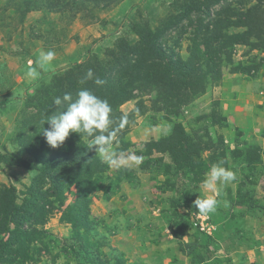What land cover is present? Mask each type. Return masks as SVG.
Masks as SVG:
<instances>
[{"label": "rangeland", "instance_id": "obj_1", "mask_svg": "<svg viewBox=\"0 0 264 264\" xmlns=\"http://www.w3.org/2000/svg\"><path fill=\"white\" fill-rule=\"evenodd\" d=\"M172 2L173 0H62L54 5L48 0H0V153L21 155L22 161L32 164L34 158H29V151L34 150L38 152V156H44L51 150L41 137H35L39 134L36 133L39 128L36 124L40 118L33 116L36 109L31 106L34 103L29 97L34 96L42 82H31L25 76L29 62L35 67V61L41 52L55 53L51 67L43 70V80H49L55 72L62 73L73 65L80 64L89 53L94 54L102 63L111 59L108 70L112 71L113 59L107 50L115 47L118 38H123L136 48V38L126 33L121 26L130 8H135L133 18L147 20L156 27L172 12ZM180 2L183 9L188 7V0ZM254 3L251 0L246 6ZM221 4L209 7V10L204 8V12H209L214 19ZM237 9L240 11L241 6ZM199 35L195 24L190 25L187 20H183L177 29L170 30L166 35L168 52L185 59ZM232 55L234 65L256 66L257 69L249 73L231 74L230 67L223 62L220 67L221 81L213 85L207 83L205 94L186 107V117L174 118L170 114L169 111L174 107L167 105L164 95L156 90L159 88L157 72L152 73L149 89L136 90L134 93L138 99L119 107L126 115L135 108L138 101L145 113L136 115L134 123L129 126V132L124 138V143L130 144L126 152L117 153L118 143H112V151L118 158L116 164L105 161L98 153L97 155L107 165L106 175L115 174L117 167L125 166L136 172L139 185L137 189L123 185L122 198L114 196L108 201L103 199L101 192L91 195L90 215L98 222L96 232L107 239L109 244V248L101 249L102 252L109 253L112 249L126 264H195L184 253L185 246L179 244L191 243L195 235L201 233L210 236L218 244L216 255L222 259L226 254L233 264L241 261L243 264H264V221H256L251 213H243L240 209L234 211L241 220L235 221L236 226L232 230L233 225L224 216L222 218L216 209L206 216L199 212L191 214L184 236H172L167 225L170 214L165 212L168 207L163 203L171 192L161 193L158 187L163 177L156 175L154 171H136L138 164L131 159L133 155L141 157L137 150L142 149L144 142L163 138L170 133L172 124H180L189 134H199L202 127H207L213 138L222 137L231 149L242 142L255 145L264 160V53L251 50L249 46L234 45ZM116 73L109 72L113 85L118 84L117 78L121 76ZM147 78L151 79V75ZM21 90L22 95H19ZM153 104L157 111H152ZM213 117L215 119L212 121ZM90 143L91 141H86L87 146ZM206 156L207 153H203V157ZM121 159L125 163H120ZM255 170L252 192L258 203H263L264 165H258ZM239 171L236 179L241 177L242 171ZM32 178V171L0 164L1 185H13L18 191H22L30 185ZM237 183L238 179L235 183L233 181L227 184L218 196L207 189L204 183L198 187L186 185L185 188L193 190L196 196L225 198L227 188L234 192ZM64 195V203L54 202L53 212L44 225L46 237L43 240L47 246H39L44 251L36 264H77L71 254L63 251L61 245L71 237L69 224L60 220V211L73 200V192H65ZM23 196L20 194V197ZM180 210L184 212L183 209ZM209 246L212 248L213 243ZM102 260H105V264L114 262L112 257Z\"/></svg>", "mask_w": 264, "mask_h": 264}, {"label": "trees", "instance_id": "obj_2", "mask_svg": "<svg viewBox=\"0 0 264 264\" xmlns=\"http://www.w3.org/2000/svg\"><path fill=\"white\" fill-rule=\"evenodd\" d=\"M48 1L58 5L62 0ZM250 1L188 0V7L183 9L180 0H173L172 12L156 27L147 20L133 18L135 8H130L121 26L136 38V48L123 38H118L115 47L107 50L113 59L112 71L121 74L117 78L118 84L113 85L109 78L112 71L108 70V63L111 59L107 58V62L102 63L91 53L80 64L62 73L51 74L49 80L42 78L38 91L29 97L34 103L31 106L36 109L33 116L40 118L36 124L39 127L36 133L39 134L35 137H41L46 142L43 130L50 128L46 120L66 108V104L56 106L53 103L56 97L62 98L65 93H71L75 99L80 89L87 88L101 99H107L112 106L113 128L119 126L122 117H127V123L119 128L112 142L118 143L117 153L126 152L130 144L124 143V138L129 126L134 123L136 115H143L145 111L139 107L138 101L126 115L119 107L138 99L134 93L136 90L151 87L153 72L158 73L157 92L164 95L167 105L174 107L170 114L174 118L186 117V107L205 94L207 83L213 85L221 81L220 67L223 62L230 67L231 74L249 73L257 69L256 66L234 65L232 55L234 45L249 46L251 50L264 53V0H253L255 3L247 7ZM219 4L221 8L214 19L209 12H204V8L209 10V7ZM236 5L241 6L240 11ZM183 20L190 25L195 24L200 34L185 59L169 53L166 46V35L170 30L177 29ZM89 69L94 76L105 81L103 86L95 85L92 80L81 82ZM149 75L151 79L147 78ZM151 109L157 111L154 104ZM207 129L202 127L199 134H189L180 124H172L167 136L144 142L142 149L137 150L142 162L137 165L136 171H154L156 175H161L163 181L158 190L161 193L171 192L163 203L167 204L165 212L170 214L167 225L175 238L184 236L189 216L198 212L193 205L197 196L185 186L198 187L203 184L212 165L222 161L224 167L236 174L238 170L244 173L239 171L241 177L237 178L234 192L228 187L225 198L218 197L221 201L217 207L219 215L229 220V224L233 225L231 230L236 226L235 221L241 220L234 214L235 209L251 213L256 221H264V201L258 203L252 192L255 169L258 165H264L260 150L246 142L237 143L231 149L222 137L213 138ZM86 141L90 142L91 138L70 133L62 146L51 147L47 155L38 156V152L29 151V158H34L32 164L22 161L21 155L0 153V164L5 167H20L33 172L30 185L22 191L13 185L0 184V264H36L39 261L44 251L39 246H47L43 240L46 237L44 225L53 212L54 202L64 203V194L70 191L73 192V200L60 211V220L69 224L71 229L70 240L61 244L63 251L71 254L77 264H105L102 258L108 257H112L113 264H126L112 249L109 253L101 251L102 248H109V244L96 232L98 222L90 215L91 195L101 192L105 201L114 196L122 198L123 185L137 189L139 179L134 170L125 166L117 167L115 174L106 175L107 165L94 148L90 150ZM203 153H207L205 158ZM20 194L24 196L20 197ZM180 209L184 212H180ZM211 242L212 248L209 246ZM179 245L185 246L184 253L192 263L233 264L226 254L223 259L216 255L218 244L205 234L198 233L193 242Z\"/></svg>", "mask_w": 264, "mask_h": 264}, {"label": "clouds", "instance_id": "obj_3", "mask_svg": "<svg viewBox=\"0 0 264 264\" xmlns=\"http://www.w3.org/2000/svg\"><path fill=\"white\" fill-rule=\"evenodd\" d=\"M55 53L53 51L41 52L36 61L35 67L30 66L25 72V76L31 81L36 82L43 78V70L50 68ZM92 80L95 85L103 86L105 81L98 76H94L91 69L87 71L82 83ZM19 95H22V90ZM56 106L66 104V108L57 115L50 116L46 122L50 125L49 129L43 130L46 142L52 148L63 145L70 133H77L91 138L90 150L93 148L105 161L116 164L117 154L112 151L113 137L116 136L119 128H123L127 123V117L121 118V123L117 128H113L112 106L107 99H101L87 88L80 89L76 98L73 99L71 93H65L63 97H56L53 102ZM132 161L136 164L142 162V157L133 155ZM120 163H125L120 160ZM223 161L212 165L207 178L203 181L207 189L219 195L220 191L227 184L236 180V173L230 168L223 166ZM192 192L193 190H189ZM217 196L201 197L200 195L193 201L194 207L201 215H209L216 211L221 201ZM225 206H227L225 202Z\"/></svg>", "mask_w": 264, "mask_h": 264}]
</instances>
